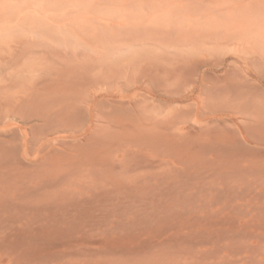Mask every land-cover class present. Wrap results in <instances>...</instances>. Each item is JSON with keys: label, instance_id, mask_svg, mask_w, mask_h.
Here are the masks:
<instances>
[{"label": "rangeland", "instance_id": "374dc122", "mask_svg": "<svg viewBox=\"0 0 264 264\" xmlns=\"http://www.w3.org/2000/svg\"><path fill=\"white\" fill-rule=\"evenodd\" d=\"M252 17L253 0H0V264H264V146L248 116L228 136L213 120L232 104L216 87L253 69Z\"/></svg>", "mask_w": 264, "mask_h": 264}, {"label": "bare ground", "instance_id": "6f19581e", "mask_svg": "<svg viewBox=\"0 0 264 264\" xmlns=\"http://www.w3.org/2000/svg\"><path fill=\"white\" fill-rule=\"evenodd\" d=\"M252 18L254 24V25L252 24L254 26V29L252 28V30H254L252 36L253 57L252 59H250L251 64L253 66V69L251 68L252 73L250 71V66L247 64L248 61H246V66L249 67H244V68L239 67L240 73L242 69L241 80H236L235 82H225L222 85L216 87L215 90L216 96L219 97L220 99L228 100L229 102H232V104L230 105L226 104V106L220 108L222 112L217 115H214L213 120L215 122H218L217 126L218 128H220L222 132L221 135L224 134V136H228L230 134L227 135V133L229 131L232 132V129H229V125L227 124V122L228 120H232L233 113L236 112L248 116L249 118H251V123L247 124L245 127L247 134L244 135V139L250 143L255 144L256 147H258V145L264 146V0H253ZM220 39L221 37H219V40L217 39L215 42L218 43ZM226 39H229V37L227 36ZM213 62L214 61L210 62L208 60H199L195 62L194 66H196L197 69H200L204 65L209 66L213 64ZM222 64H224V60H221L220 63H214L213 65L220 66ZM249 72L252 75L251 78L249 77L250 74ZM200 75H202V77L200 76L202 79H205L206 77L208 78L210 77L208 69L204 70ZM221 78L222 76H217L218 80ZM223 78H225V76ZM202 79H201L202 81L201 86L205 87L206 84ZM201 89L203 90V88ZM191 96H192L191 94H188L181 96L179 98L168 97L166 100H168L169 102H177L181 100L185 101L186 99L191 98ZM181 112L183 116L189 115V111L187 110H182ZM233 132H237V130L236 131L234 130ZM259 148L262 149L263 147H259Z\"/></svg>", "mask_w": 264, "mask_h": 264}]
</instances>
